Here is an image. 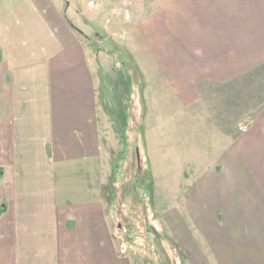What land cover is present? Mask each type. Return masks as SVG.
<instances>
[{
  "label": "crops",
  "instance_id": "crops-1",
  "mask_svg": "<svg viewBox=\"0 0 264 264\" xmlns=\"http://www.w3.org/2000/svg\"><path fill=\"white\" fill-rule=\"evenodd\" d=\"M177 2L172 16L215 38L203 39L198 63L189 54L175 93L183 125L199 103L203 141L220 153L211 165L220 174L204 173L195 187L199 204L188 216L224 264H264V48L238 46L231 26L200 25L205 16H246L261 19L264 32V0ZM75 14L68 0H0V264H134L115 244L106 192L110 138L116 130L127 138L123 105L140 101L141 92L117 74L126 87L111 94L121 100L117 114L103 94L109 70ZM150 22L142 30L147 39L162 32ZM243 113L251 115L245 127L238 123ZM151 118L149 111L152 136ZM243 191L248 201L237 197ZM217 210L223 224L214 219Z\"/></svg>",
  "mask_w": 264,
  "mask_h": 264
},
{
  "label": "rangeland",
  "instance_id": "rangeland-1",
  "mask_svg": "<svg viewBox=\"0 0 264 264\" xmlns=\"http://www.w3.org/2000/svg\"><path fill=\"white\" fill-rule=\"evenodd\" d=\"M177 1L68 0L69 4H74L75 16L88 35L93 51L109 70L103 82V94L112 105L116 102L117 114L121 100L119 97V101L114 100L111 94L114 91L123 94L126 89L119 78L131 80L136 91L141 92L135 94L140 96V101L123 105L131 123L127 138L121 130H116L118 133L111 136L108 146V169L113 177L106 194L111 204L115 244L134 264H198L194 252L205 264H224L221 252L217 250L213 254V248L203 242L199 225L188 216L189 207L199 204L195 187L201 177L207 172L220 174L217 168L213 172L214 167H211L220 153H213L212 147L216 146L203 141L199 103L195 102L194 110L186 114L188 118L183 125V104L175 94L182 88L189 54L198 63L197 49L203 39L215 38L213 32L188 31L187 27L192 24L187 23V18L172 16L170 12L179 8ZM87 3L89 11L85 12ZM147 9L156 13L155 17L149 18ZM84 15L88 17L84 19ZM252 19L205 16L200 25L211 29L219 25L231 26L237 36L233 41L238 46L251 43V52L255 46L264 48L263 22L258 18L252 22ZM149 20L150 25L162 31L147 33L150 41L144 38L142 31ZM251 28L258 29L257 33ZM161 36L168 38L161 39ZM243 36L244 39L238 40ZM241 51L243 49H237L236 55L242 56ZM250 57L261 56L250 53ZM196 87L194 90L199 95ZM149 111H152L150 124L154 122L155 126L152 136ZM250 117L249 113H243L238 123L245 127ZM243 127H239V132ZM207 152L208 162L207 157L204 159ZM240 194V198L243 196L248 201L244 191L237 197ZM252 194L248 192L249 196ZM220 211L223 210H217L214 219L223 224L225 216ZM226 227L235 228L234 223ZM159 232L173 238L174 245L165 237L160 239Z\"/></svg>",
  "mask_w": 264,
  "mask_h": 264
},
{
  "label": "trees",
  "instance_id": "trees-1",
  "mask_svg": "<svg viewBox=\"0 0 264 264\" xmlns=\"http://www.w3.org/2000/svg\"><path fill=\"white\" fill-rule=\"evenodd\" d=\"M158 235L160 236V239H162V237H165V238H167V240L169 241V242H171V244H173V238L171 239L170 237H168L167 235H162V233H158ZM174 245V244H173ZM177 247H178V249H179V246L177 245Z\"/></svg>",
  "mask_w": 264,
  "mask_h": 264
}]
</instances>
